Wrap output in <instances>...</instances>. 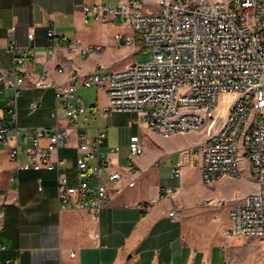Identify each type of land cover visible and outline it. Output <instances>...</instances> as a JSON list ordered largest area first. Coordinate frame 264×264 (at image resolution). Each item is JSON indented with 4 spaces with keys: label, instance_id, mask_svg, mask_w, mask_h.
Here are the masks:
<instances>
[{
    "label": "built area",
    "instance_id": "obj_1",
    "mask_svg": "<svg viewBox=\"0 0 264 264\" xmlns=\"http://www.w3.org/2000/svg\"><path fill=\"white\" fill-rule=\"evenodd\" d=\"M151 5L149 10H143L142 0L82 5L86 6L83 23H117L122 30L114 34V45L133 44L131 62L118 71L98 67L91 74L76 75L74 81L62 84L47 83L48 68L43 67L34 87L53 89L51 117L55 124L51 127L22 128L17 123V101L26 72L23 66L35 62L33 33L27 35L29 45L12 43L8 47L12 67L0 69V95L10 91L0 108V152L4 151L14 163L16 175L11 181L20 171H53L59 209L85 211L95 222L106 203L120 192L123 173L131 176L126 186L133 187L137 178L133 159L144 153L140 138L130 136L128 163L123 171L115 168L111 157L120 148L101 149L107 138L105 129L97 127L91 136L89 128L80 125L85 105L77 94L78 86H94L106 92L107 105L102 110L105 120L116 113H128L134 122H142L164 139L221 122L216 134H203L201 141L183 152L199 158L203 183L236 180L239 177L231 167L234 134L247 115L248 96H257V122L243 138L247 161L258 177L257 190L232 205L226 197L212 196L202 198L200 206L229 207L228 237L257 233L264 239V0H154ZM46 35L54 41L47 49L50 55L60 44L70 50L79 48L82 56L102 49L70 42L54 27ZM138 44L154 48L150 60L136 61ZM55 72L61 75L64 68L56 67ZM222 102L223 116L218 112ZM71 135L78 152L75 185L70 184L62 168L68 159L57 155L59 149L71 146ZM21 154L23 162L19 161ZM161 164L160 158L155 161V165ZM180 169V162H176L170 176L179 177ZM37 189L43 190L41 179H37ZM172 192L175 189L167 188L162 197L168 198ZM153 203L143 204L142 208ZM168 216L174 218L177 214L172 211ZM2 219L0 212V231Z\"/></svg>",
    "mask_w": 264,
    "mask_h": 264
},
{
    "label": "crops",
    "instance_id": "obj_2",
    "mask_svg": "<svg viewBox=\"0 0 264 264\" xmlns=\"http://www.w3.org/2000/svg\"><path fill=\"white\" fill-rule=\"evenodd\" d=\"M116 2L0 0V69L10 70L12 67V54L8 50L12 43L27 46V35L32 32L34 37L35 62H26L23 66L25 80L17 101L19 127L40 128L54 124L51 117L53 89L34 87L43 67L48 68L45 77L47 83L62 84L74 81L76 75L91 74L98 67L118 71L131 62L132 49L114 45V34L122 30L116 22L85 24L82 20V5ZM50 27H54L70 42L79 41L80 46H101L102 51L82 56L79 48L70 50L60 44L55 53L50 55L47 49L54 44L46 35ZM60 66L64 68L61 75L55 72V68ZM7 94L10 91L1 95L0 103L3 104L2 100ZM77 94L85 105L80 125L87 126L91 136L95 128L105 129L107 138L101 149L107 151L118 146L119 153L111 158L115 168L123 171L128 163V148L125 142L109 136L108 126L112 116L105 120L102 115L107 105L106 92L94 86H78ZM143 127L149 137H160L144 124ZM131 132V135H136L133 130ZM141 142L144 153L133 159L137 172L133 187L126 186L131 176L123 173L120 192L106 203L97 222L85 211L59 209L53 171H20L12 182L11 178L16 175L14 163L1 151L0 212L3 214V226L0 246L4 249L0 250V263L227 264V245L232 238L227 236L229 207L203 208L200 200L212 196L227 197L219 187L233 180L217 182L212 185V190L192 192V184L188 179L171 177L170 171L179 162L175 161L177 153H182L195 142L175 146L167 144L164 150L153 154L150 153L152 146L146 141ZM70 144L69 148L59 149L57 155L68 159L62 168L69 176L70 184L75 185L78 180V152L72 135ZM166 156H171L174 163L170 162L166 169L161 170L155 161ZM19 161H24L22 154ZM37 179L42 180V191L37 189ZM197 179L202 182L199 168ZM167 188L175 189L172 197H162ZM256 190L255 185L242 196L232 194L229 198L231 205ZM150 201L154 203L142 208L143 204ZM172 211L177 214L174 218L168 216ZM221 219L223 223L219 224ZM71 253L75 254L74 257L70 256Z\"/></svg>",
    "mask_w": 264,
    "mask_h": 264
},
{
    "label": "rangeland",
    "instance_id": "obj_3",
    "mask_svg": "<svg viewBox=\"0 0 264 264\" xmlns=\"http://www.w3.org/2000/svg\"><path fill=\"white\" fill-rule=\"evenodd\" d=\"M154 0H142L143 10L152 9L153 6L151 2ZM138 51L136 53L137 62H145L150 60L153 57L154 48L144 47L141 44L137 45ZM1 97V95H0ZM54 104V102H53ZM3 106L0 103V108ZM53 105L51 108V112ZM109 121L108 132L109 136L118 139L120 142H125L128 146V141L132 130L140 138L141 141H146L152 146V153L157 152L158 150H164V145H177V144H191L199 141L205 131L194 132V133H185L175 135L169 139H162L158 136L149 137L144 132V127L142 122H134L133 116L128 113H116L112 115V119ZM55 124V121L53 122ZM53 124V125H54ZM52 125V126H53ZM51 127V126H50ZM38 128V127H32ZM133 128V129H132ZM183 153V154H182ZM177 153L175 161H179L181 164V174L180 178L185 177L192 184V192L201 193L206 191V189L212 190V185H207L205 183L199 182L197 179V169L199 168V158H195L193 155H190L189 152ZM183 155V156H182ZM173 160V161H172ZM162 163L159 165L161 170L167 168L168 164L174 163V159H171V156H166L161 158ZM187 167L188 169H182ZM240 168H241V177L228 181L226 184L219 187L221 191H224L227 195L226 198H231V195L242 196L243 194L248 193L249 188L255 187L253 178L249 174L248 170V161L246 156H242L240 159ZM225 195V194H223ZM223 221L219 222L222 224ZM218 224V225H219ZM214 225V226H218ZM220 226V225H219ZM231 242L227 245L228 254H227V264H264V239L259 237H239L234 236L230 240Z\"/></svg>",
    "mask_w": 264,
    "mask_h": 264
},
{
    "label": "bare ground",
    "instance_id": "obj_4",
    "mask_svg": "<svg viewBox=\"0 0 264 264\" xmlns=\"http://www.w3.org/2000/svg\"><path fill=\"white\" fill-rule=\"evenodd\" d=\"M82 13H86V6L83 7ZM129 47L133 51V44H125L120 46L119 48ZM102 49H99V52ZM218 112L221 116L224 113L223 102L221 103ZM246 113L244 119L241 120L239 123V129L236 130V134H234V147L232 149V157H231V167L232 172L235 173L236 176L239 178L241 177V168H240V159L242 156H247V149L244 146V139L245 136H248V130L250 127L254 126V122H257L258 117V106H257V96H248V101H246ZM219 129H221V122H212L208 125H200V131L194 132H201L205 131V134H216ZM175 135V134H171ZM169 136V137H171ZM248 170L250 176L253 178V181L256 186H258V177L255 175L254 172L251 171L250 161H248ZM174 195V192L170 193V197ZM240 237H257V233H250V234H240Z\"/></svg>",
    "mask_w": 264,
    "mask_h": 264
}]
</instances>
